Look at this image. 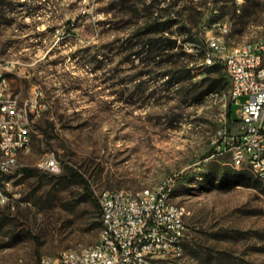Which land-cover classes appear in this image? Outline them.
<instances>
[{
  "label": "rangeland",
  "instance_id": "374dc122",
  "mask_svg": "<svg viewBox=\"0 0 264 264\" xmlns=\"http://www.w3.org/2000/svg\"><path fill=\"white\" fill-rule=\"evenodd\" d=\"M226 22L231 47L264 40V0H0L12 91L22 106L42 94L29 151L0 175V264L98 241L101 219L75 172L96 200L170 184L188 241L179 260L152 264H264V183L243 179L217 142L238 132L237 107L224 67L195 53Z\"/></svg>",
  "mask_w": 264,
  "mask_h": 264
},
{
  "label": "built area",
  "instance_id": "2783aa9c",
  "mask_svg": "<svg viewBox=\"0 0 264 264\" xmlns=\"http://www.w3.org/2000/svg\"><path fill=\"white\" fill-rule=\"evenodd\" d=\"M226 22L224 30L207 29L204 42L207 55L204 63H221L229 80L235 84V123L238 132L220 134L217 142L228 153L235 165L258 160L264 171V42L249 46V51H230L221 42L220 33L230 32ZM9 67L0 63V153L11 157L17 146L27 147L24 130H29L33 116L41 114L42 94L35 92L28 98V106H20V98L11 88L7 76ZM246 97L244 102L241 98ZM20 109V116H13ZM219 146V147H220ZM18 165H0V175H11ZM54 170L56 160L46 162ZM166 195H172L169 185L154 189L105 190L98 194L101 222L107 225V238L77 260L57 257L43 259L42 264H152L155 260L171 262L182 258L180 248L168 245V237L188 241L187 217L176 216V206H166ZM6 197L0 196V204ZM264 241V240H263Z\"/></svg>",
  "mask_w": 264,
  "mask_h": 264
},
{
  "label": "bare ground",
  "instance_id": "6f19581e",
  "mask_svg": "<svg viewBox=\"0 0 264 264\" xmlns=\"http://www.w3.org/2000/svg\"><path fill=\"white\" fill-rule=\"evenodd\" d=\"M226 23H220L218 24V30H224ZM229 35V32H221L220 33V40L221 42H225L228 44L227 37ZM262 41H249L244 44L238 45L236 47H231L229 44L230 51H249V46L255 45L256 43H261ZM206 45V44H205ZM207 55V48L205 49V56ZM214 64H220L221 63H205V65H214ZM9 66L8 64H6ZM230 97L232 100V104L234 106L235 104V84L234 81H230ZM20 106L21 103H20ZM25 106H28L25 105ZM13 116H20V109H13ZM30 124L29 122V130H24V142L27 144V147L24 149V146H17V152L14 154V157H11L8 153H0V165L2 166H10V165H16V159L19 157L20 154L26 153L29 151L31 146V135H30ZM232 165L235 169L251 172L256 175V177L264 183V171L259 169V163L258 160H251V162H242L238 165H235V160H231ZM4 186V184H3ZM151 189V188H146ZM0 196H4V192L2 187L0 186ZM166 206H173V200L172 195H166ZM176 206V216H183V212L181 208L175 204ZM107 238V225L105 222H102V228L100 232L99 239L96 243L93 245L76 249V250H65L60 253V255L63 258H69V260H77L79 257L86 256L88 254V251L91 249H94L96 246H98V243L100 241H105ZM168 245L173 246L174 248H180V253H185V245H183V240L176 238V237H168ZM44 259H50V257L44 258Z\"/></svg>",
  "mask_w": 264,
  "mask_h": 264
},
{
  "label": "trees",
  "instance_id": "16d2710c",
  "mask_svg": "<svg viewBox=\"0 0 264 264\" xmlns=\"http://www.w3.org/2000/svg\"><path fill=\"white\" fill-rule=\"evenodd\" d=\"M195 47H197V45H195ZM195 51H196L195 53H196L197 56H201L202 63L205 64V63H204V59H205V45H204V48H202V50H201V48H200V49L195 48ZM218 65H219V64H214V65H211V67H215V66H218ZM191 70H193V69H191ZM191 70H187V71H186V73H187V74H186V77H187L186 79H188V77L191 76V74H190ZM162 75L164 76V75H167V74H162ZM173 79H174V78H173ZM180 80H181V78L177 79L178 82H179ZM207 92L209 93V92H211V90H210V89H207V90H206V93H207ZM228 116H229L230 119H236L235 112H233L232 109L229 110V112H228ZM213 153H214L213 151H210V152L205 156V158H208V157L212 156ZM22 170H23V172L26 173V174H30V173H32V170H31V169H28V168H22ZM194 170H195V168H190V169L186 170L183 174H181V175L179 176V180H186L190 175H192V174L194 173ZM238 171H239V170H238ZM239 175H240L241 177H243V179H248V180H251V179H252L251 172L240 171ZM72 177L78 179L82 184H84L85 189L87 190V193H88L89 197H91V198L93 199V201H94V204H95L96 210H97V212H98V214H99V217H100V219H101V215H102V214H101V208H100V205H99V203H98V200H96V199L94 198L93 193L90 191V185H89V183L87 182V180H86L81 174H79L78 172H75V173L72 175ZM101 225H102V222H101Z\"/></svg>",
  "mask_w": 264,
  "mask_h": 264
}]
</instances>
